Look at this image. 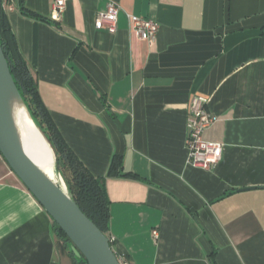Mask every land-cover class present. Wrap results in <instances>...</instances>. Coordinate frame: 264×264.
I'll list each match as a JSON object with an SVG mask.
<instances>
[{"label":"crops","instance_id":"0c3cea01","mask_svg":"<svg viewBox=\"0 0 264 264\" xmlns=\"http://www.w3.org/2000/svg\"><path fill=\"white\" fill-rule=\"evenodd\" d=\"M54 1L2 7L56 127L106 177L116 255L264 264V0H66L59 15ZM111 2L114 34L95 27ZM130 16L157 22L155 40L141 39ZM193 97L215 118L205 139L223 145L210 170L189 161ZM114 156L138 179L107 177ZM0 264H77L1 153Z\"/></svg>","mask_w":264,"mask_h":264},{"label":"trees","instance_id":"16d2710c","mask_svg":"<svg viewBox=\"0 0 264 264\" xmlns=\"http://www.w3.org/2000/svg\"><path fill=\"white\" fill-rule=\"evenodd\" d=\"M22 14L27 17L46 20L25 6ZM0 41L7 58L15 85L28 108L33 120L44 133L53 148L56 164L66 182L69 194L86 216L109 237L110 201L106 190V177L94 176L84 163L74 154L66 143L63 135L56 127L51 115L44 105L26 59L20 51L17 39L13 33L7 13L0 0ZM107 177L137 178L138 176L124 172L122 157L114 156ZM58 237L69 249L77 264H87L84 259H77L70 249L71 242L64 231L55 223ZM110 238V237H109ZM119 258V256H117Z\"/></svg>","mask_w":264,"mask_h":264},{"label":"water","instance_id":"95a60500","mask_svg":"<svg viewBox=\"0 0 264 264\" xmlns=\"http://www.w3.org/2000/svg\"><path fill=\"white\" fill-rule=\"evenodd\" d=\"M6 81H10L19 94L0 41V153L67 235L70 249L77 259H84L87 264H120L110 238L86 216L67 187L58 186L48 178L22 148L6 106Z\"/></svg>","mask_w":264,"mask_h":264},{"label":"built area","instance_id":"2783aa9c","mask_svg":"<svg viewBox=\"0 0 264 264\" xmlns=\"http://www.w3.org/2000/svg\"><path fill=\"white\" fill-rule=\"evenodd\" d=\"M2 4L6 0H1ZM66 0L54 1V12L59 15L64 11ZM120 7L118 3L111 2L107 11L98 14L95 22L97 30H107L116 33L118 30V15ZM134 30L140 35L141 39L147 41L155 40L159 24L155 21L137 16H130ZM207 101L203 97H193L189 104L188 116V138L187 147L189 151V161L194 167L210 170L223 160V145L218 142L205 139V132L214 124L215 118L206 107ZM155 238L159 237V231L153 232ZM114 238L110 237L111 244ZM120 264H133L124 257L118 258Z\"/></svg>","mask_w":264,"mask_h":264},{"label":"bare ground","instance_id":"6f19581e","mask_svg":"<svg viewBox=\"0 0 264 264\" xmlns=\"http://www.w3.org/2000/svg\"><path fill=\"white\" fill-rule=\"evenodd\" d=\"M4 89L8 114L22 148L48 178L58 186L64 187L49 174L53 172V165H55L54 151L32 121L22 97L10 81L5 82ZM57 171L58 169L55 168L54 173L60 176Z\"/></svg>","mask_w":264,"mask_h":264},{"label":"rangeland","instance_id":"374dc122","mask_svg":"<svg viewBox=\"0 0 264 264\" xmlns=\"http://www.w3.org/2000/svg\"><path fill=\"white\" fill-rule=\"evenodd\" d=\"M21 98V97H20ZM23 101V100H22ZM23 103H24V101H23ZM25 104V103H24ZM26 106V105H25ZM26 109H27V107H26ZM28 110V109H27ZM28 112H29V110H28ZM29 115H30V117H31V119H32V121L34 122V124L37 126V124L35 123V121L33 120V118H32V116H31V114H30V112H29ZM37 128L40 130V128L37 126ZM40 132L44 135V133L40 130ZM44 137L46 138V136L44 135ZM46 140L48 141V139L46 138ZM49 143V142H48ZM50 144V143H49ZM50 146H51V144H50ZM53 149V148H52ZM55 168H56V170L58 169V167H57V164H56V157H55V165H53V172H49V174L50 175H52V177L54 178V179H56L60 184H62L64 187L66 186L67 187V185H66V182H65V180H64V178H63V176H62V174H61V172H60V169H58V171H59V175L60 176H58L57 174H55L54 173V171H55ZM57 171V172H58ZM68 189V188H67Z\"/></svg>","mask_w":264,"mask_h":264}]
</instances>
